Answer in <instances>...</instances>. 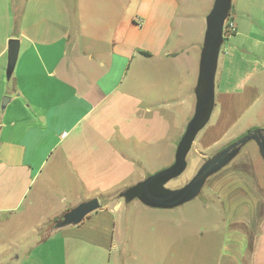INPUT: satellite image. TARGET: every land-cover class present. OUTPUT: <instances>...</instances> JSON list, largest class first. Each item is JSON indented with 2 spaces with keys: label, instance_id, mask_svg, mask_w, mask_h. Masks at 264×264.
Instances as JSON below:
<instances>
[{
  "label": "crops",
  "instance_id": "crops-1",
  "mask_svg": "<svg viewBox=\"0 0 264 264\" xmlns=\"http://www.w3.org/2000/svg\"><path fill=\"white\" fill-rule=\"evenodd\" d=\"M190 1L0 0L2 221L36 205L44 187L40 180L53 154L118 92L134 59L157 58L158 66L171 70L179 83L186 61L195 59V78L189 88V111L195 112L202 40L196 42L198 46L188 44L183 28L175 29L183 14L178 8L189 7ZM207 3L210 13L213 0ZM134 4L138 14L142 5L173 8L166 14L165 30L162 24L157 27L154 51H141L144 43L131 12ZM230 13L236 31L224 41L218 62L213 114L220 105L219 114L197 136L201 151L221 144L238 125L243 124L241 134L264 131V0H233ZM12 40H19L20 53L8 77ZM4 97L10 98L6 108L2 107ZM243 161L244 157L234 161L210 184L213 198L224 205L227 225L218 235L222 244L214 259L178 258L172 249L177 237L167 242L166 235L184 228V221H168L166 216L161 218L159 238L148 230L141 243L143 253L132 252L128 249L131 227L120 224L122 203L132 201L119 198L81 224L57 227L36 248L15 246L0 252V264H264V167ZM121 246H125L122 253Z\"/></svg>",
  "mask_w": 264,
  "mask_h": 264
},
{
  "label": "rangeland",
  "instance_id": "rangeland-1",
  "mask_svg": "<svg viewBox=\"0 0 264 264\" xmlns=\"http://www.w3.org/2000/svg\"><path fill=\"white\" fill-rule=\"evenodd\" d=\"M207 2L209 0H191L189 7L178 8L186 16H179L175 29L183 28L188 44L202 40L203 47L205 21L209 15ZM135 5L131 6V12L136 16L134 21L141 31L140 41L144 43V46L140 45L141 51H154L155 41L159 40L157 27L162 24L165 30L166 14L173 8L164 4L142 5L138 14ZM193 51L194 48L190 52ZM156 59H134L118 92L85 121L78 134L60 144L40 180L44 187L38 194L36 205L30 210L23 208L7 222L0 219V252L15 246L27 250L36 248L39 242L43 243L52 236L62 217L78 205L97 198L102 208L119 198L124 199L120 195L127 189L174 163L179 142L195 113L189 111L192 99L189 88L195 78L193 68L196 60L186 61L180 79L183 81L179 83V77L171 70L159 67ZM219 108L217 105L206 128L217 119ZM241 126L243 124L233 129L221 144L201 151L198 138L207 130L205 128L193 143L185 173L170 180L165 187L170 190L184 188L209 159L219 156L231 144L255 131L241 134ZM237 157L234 161H242L244 157V163L254 162L263 170V158L253 140L242 148ZM234 161L208 178L198 197L179 208L151 209L138 199L122 203L124 209L120 224L122 227L129 224L132 232L128 249L142 254L141 243L147 231H152L159 238L161 218L166 216L168 221H184V228L169 231L166 235L167 242L177 237V245L172 249L177 251L178 258L182 256V259L190 260L196 257L200 260L218 256L222 244L218 235L227 225L223 219L224 205L213 198L210 184L233 167ZM217 212L221 214L217 216ZM216 229L218 233H213ZM124 247L121 246V253L125 251ZM165 249L169 255L172 254L170 247ZM205 252L208 256L204 255Z\"/></svg>",
  "mask_w": 264,
  "mask_h": 264
},
{
  "label": "water",
  "instance_id": "water-1",
  "mask_svg": "<svg viewBox=\"0 0 264 264\" xmlns=\"http://www.w3.org/2000/svg\"><path fill=\"white\" fill-rule=\"evenodd\" d=\"M232 2L233 0H215L207 16L205 37L201 59L199 60V78L195 88L197 98L195 113L179 142L174 163L169 168L147 177L145 181L139 182L123 192L120 196L127 202L138 199L142 204L151 208H179L198 197L208 178L225 168L240 154L242 148L252 140L257 143L264 161V132L255 130L229 146L219 156L209 159L184 188L170 190L165 187L170 180L181 177L185 173L187 158L195 138L206 127L212 117L216 100L215 80L218 62L225 41L224 25L229 18ZM19 53V40H12L9 44L8 77L15 71ZM9 102L10 98L4 97L2 107L6 108ZM99 209H101L99 199L95 198L87 201L66 213L62 220L58 222L57 227L63 228L68 225L81 224L88 215Z\"/></svg>",
  "mask_w": 264,
  "mask_h": 264
},
{
  "label": "built area",
  "instance_id": "built-area-1",
  "mask_svg": "<svg viewBox=\"0 0 264 264\" xmlns=\"http://www.w3.org/2000/svg\"><path fill=\"white\" fill-rule=\"evenodd\" d=\"M235 31H236V26H235L234 21L231 18V16H229L228 20L225 22V25H224V36H225V38H228L229 36H231ZM65 135H67V134H65ZM65 135H63V136H65Z\"/></svg>",
  "mask_w": 264,
  "mask_h": 264
},
{
  "label": "trees",
  "instance_id": "trees-1",
  "mask_svg": "<svg viewBox=\"0 0 264 264\" xmlns=\"http://www.w3.org/2000/svg\"><path fill=\"white\" fill-rule=\"evenodd\" d=\"M229 16H231V13H230V15ZM143 55H145V56H150L149 54H143ZM258 130V129H257ZM259 131V130H258ZM260 131H262V130H260ZM264 132V131H263Z\"/></svg>",
  "mask_w": 264,
  "mask_h": 264
},
{
  "label": "flooded vegetation",
  "instance_id": "flooded-vegetation-1",
  "mask_svg": "<svg viewBox=\"0 0 264 264\" xmlns=\"http://www.w3.org/2000/svg\"><path fill=\"white\" fill-rule=\"evenodd\" d=\"M234 143H235V142H234ZM234 143H233V144H234ZM231 145H232V144H231Z\"/></svg>",
  "mask_w": 264,
  "mask_h": 264
}]
</instances>
